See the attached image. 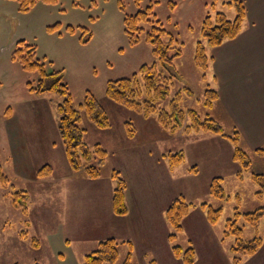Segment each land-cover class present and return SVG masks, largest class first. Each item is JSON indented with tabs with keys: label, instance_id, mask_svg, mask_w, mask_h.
Masks as SVG:
<instances>
[{
	"label": "rangeland",
	"instance_id": "1",
	"mask_svg": "<svg viewBox=\"0 0 264 264\" xmlns=\"http://www.w3.org/2000/svg\"><path fill=\"white\" fill-rule=\"evenodd\" d=\"M231 1L57 0L55 4H47L39 0L29 11L22 13L15 1L0 0V166L10 183L7 188L0 187V264H82L84 256L94 251L99 241L105 240L84 237V231L91 233L90 229L96 227L102 231L96 226H101L98 222L88 220L89 216L96 214L99 203L94 209L89 207L88 211H84L86 213L79 215L73 208L71 221H66L61 214L64 219L60 221L56 213L66 207L67 201H72L74 205L77 200L83 202L87 196L82 195L78 199L77 196L86 191L73 190L64 196L62 181L68 165L57 130V105L61 103V98L51 93L38 96L27 91L26 84L35 83L38 75L36 72H24L18 63L11 60L14 47L20 40L36 46V59L45 65L48 72L62 71L73 105L79 112L83 142L89 148L99 145L107 153L100 177L107 175L111 178V172L117 171L126 183L125 193L131 187L138 199L164 203L183 198L194 206L181 221L183 231L175 241L182 251L188 248L194 250V264H233L235 254L231 248L236 246V238L232 234L224 236V232H235V226L227 225L229 220H235L236 208L241 215L237 217V226L242 229L243 242L255 237L262 239L260 250L253 256H240L239 264H264V216L256 227L250 226L242 216L260 208L264 210V198L255 196L258 186L251 179L252 174H264V157L243 149L240 143L247 155L245 167L244 163L232 159L234 149L227 138L202 132L186 134L183 129L170 135L158 126L155 117L145 119L119 106L105 93L108 81L130 78L140 66L156 64L158 72L172 82L169 97L157 103L158 108L166 107L176 92L181 90L184 95V89H190L193 97L183 96L179 106L184 111H196L202 119L209 117L215 120L223 133L232 135L237 130L234 121L227 111L222 110L219 100L212 108H205L203 93L207 88L220 93V86L224 85V90L227 89L225 81L235 80L237 65L229 68L227 61L228 48L233 41L227 40L221 46L212 48L200 34L201 24L207 15L213 17L221 12L228 20L234 18V10L228 4ZM147 8H151V23L141 24L140 42L131 46L124 33V18L144 12ZM156 21L168 34L163 40L167 42L172 38L173 46L182 51L168 70L158 64L151 46L145 43V34ZM55 24L58 25L56 30L49 32L47 27ZM246 25L244 22L243 27L246 28ZM68 26L73 28L72 34L66 31ZM86 33L90 34V39L82 44L79 39ZM198 42L204 46L208 58L206 72L196 68L193 62ZM221 78L225 80L223 83L219 82ZM87 92L105 111L110 124L108 128L94 125L80 108ZM144 99L145 96L139 102ZM125 122L132 123L136 130L132 139L126 136ZM160 134L163 138L155 143L158 149L155 150L152 139ZM148 149L155 157L148 154ZM160 151L163 154L181 152L183 161L173 170H168ZM159 161L167 170L156 166ZM44 165H50L56 171L58 181L50 183V179L39 181L42 179L35 177L36 171ZM77 174L86 178L82 171ZM213 179H219L224 199L210 194ZM39 182L48 184L41 186ZM20 190L27 191L36 201L44 199L49 204L46 207L51 211L50 217L48 213L41 215V212L35 215H41L43 221L28 216L30 227L27 228L25 217L11 203L10 194ZM202 204L221 209L216 224L208 223ZM132 212L126 227L131 223L133 235L151 228V223H147L141 213L138 212L139 220ZM163 223L167 230L166 243L173 259L168 258L167 250H160L155 257L149 255L150 259L145 263L134 255V262L148 264L155 259V264H183L172 255L167 242L171 229L165 220V212ZM65 224L75 231L70 246H65V237L70 234ZM79 224L81 227H77ZM159 224L160 221L153 223L156 232L161 231ZM27 229L29 239L21 240L20 232ZM119 231L116 228L115 233ZM46 233H56L58 238L48 241ZM30 238L41 243L39 249L31 248ZM126 250L127 245L119 248L121 257L117 264L124 260ZM63 258L65 261H62Z\"/></svg>",
	"mask_w": 264,
	"mask_h": 264
},
{
	"label": "trees",
	"instance_id": "2",
	"mask_svg": "<svg viewBox=\"0 0 264 264\" xmlns=\"http://www.w3.org/2000/svg\"><path fill=\"white\" fill-rule=\"evenodd\" d=\"M18 4V10L22 13L29 11L39 0H13ZM47 4H55L57 0H40ZM234 10V18L228 20L225 14L217 12L213 17L207 15L200 28V34L209 46L216 48L221 46L227 40L235 39L241 32L243 22L245 20L246 11L241 0H232L228 3ZM151 8H147L144 12H137L135 15L125 16L124 33L129 45L136 46L140 42V33L143 29L141 24L151 23L149 20ZM57 24L52 27H47L49 32H53L57 28ZM68 34L73 33V28L66 27ZM167 32L156 21L155 25L145 34V43L152 48V54L158 61V64L164 69L171 68L172 61L182 55L179 48L173 46L174 40L169 41L163 39L167 36ZM85 36V37H84ZM80 37L82 44H86L90 39V34ZM173 54H169L170 51ZM11 60L19 64L24 72H36L38 75L35 83L28 82L26 84L27 91L31 94L42 95L51 93L61 98V103L57 105L58 124L57 130L61 140L62 148L65 153V158L69 169L74 172H83L89 180L98 179L101 175V170L104 167L107 159V153L99 145H94L89 148L82 138L83 130L80 128L79 112L75 109L68 87L64 82L62 71L48 72L43 63L36 59V46L20 40L16 43L11 54ZM193 62L196 68L202 72L208 69V58L205 54V48L198 42L195 46ZM51 64V63H50ZM205 76V75H204ZM172 82L169 77L159 73L156 69V64L152 66L142 65L138 72L133 73L130 78H121L110 80L106 83V96L118 104L132 112H135L145 119L155 117L158 126L170 135H173L180 129H183L186 134L191 132L212 133L230 140L233 146L232 159L237 162H244L247 155L240 146V137L238 131H233L232 135L223 133L222 127L213 119L207 117L202 119L194 110L184 111L179 102L183 96L188 98L193 97L190 89H184L183 92H176L170 98L166 107H157V103L163 102L171 93ZM146 99L139 102L142 97ZM219 100V93L216 90L207 88L203 93V105L210 109ZM80 108L86 114V117L91 122L101 129L109 127L107 115L96 98L89 92L85 94L83 104ZM187 121V122H186ZM125 131L128 138L135 136V128L130 122H125ZM253 153L259 157H264V146L256 148ZM168 170H173L183 161L181 152L172 154L171 152L162 154ZM50 165H44L39 168L35 177L38 179H46L52 174ZM195 171V170H194ZM111 179L115 183L111 196V209L115 216L124 217L128 214V207L125 201L126 183L117 171L111 172ZM252 181L258 186V191L255 193L257 198H264V174H252ZM10 185L9 178L3 172L0 166V187L7 188ZM210 194L213 197L224 199V193L219 185V179H213L210 185ZM11 195V203L13 207L25 217L24 225L28 226L27 205L29 196L27 191H14ZM194 206L187 203L183 198H175L171 201L168 208L165 210V220L170 226V233L167 242L170 245L171 253L177 259H180L183 264H194V250L188 248L183 250L175 245V241L179 234L183 231L181 221L190 212ZM201 208L205 213V218L209 224L214 225L220 216L221 209H214L207 204H202ZM241 216L238 209H235V220H229L228 227L235 226V232L225 230L224 236L233 235L236 238V246L231 248L235 254L233 264L241 262L240 256H253L262 247V239L255 237L249 241L242 240V229L237 226V217ZM244 220L253 227L258 226L259 220L264 216L262 208L254 212L245 213L242 215ZM230 233V234H229ZM21 240H28L29 233L27 230L20 232ZM127 245L128 250L124 260L120 264H135L131 262L132 244L130 242H118L113 238L99 241L97 248L84 256L82 264H117L119 260V248L121 245ZM30 246L32 249H38L39 243L35 238H30ZM148 264H155L152 260Z\"/></svg>",
	"mask_w": 264,
	"mask_h": 264
},
{
	"label": "crops",
	"instance_id": "3",
	"mask_svg": "<svg viewBox=\"0 0 264 264\" xmlns=\"http://www.w3.org/2000/svg\"><path fill=\"white\" fill-rule=\"evenodd\" d=\"M241 1L245 7L246 16L244 22L247 25L246 28L242 25L243 30L244 28L245 30L243 31L241 29L240 34L235 39L231 40L234 45H229L227 60L229 68L237 65L236 78L234 81L230 82L223 80V78L220 79V83H223L222 81L226 82L225 85H227V89L224 90V85H222V87L220 86L219 102L222 110L227 111L229 118L234 121V125L239 133L240 143L243 144V149L254 151L256 148L264 146V0ZM220 73L222 74L221 70ZM159 138H163L162 134L157 135L152 139V143L154 145L152 146L155 150H158L155 143ZM145 140H148V137ZM144 144L145 146L148 145L146 141ZM147 152L151 155V157H155L149 149ZM156 166H160L161 169L163 167L167 170L162 161L156 163ZM161 175H163L162 172ZM167 175L170 177L169 174ZM56 176L57 173L53 170L49 177L39 181L50 179L49 182L53 183L59 180ZM63 179L62 190L64 196L71 194L73 190H83L86 191V193L83 194L82 192L81 195L78 194L77 199L79 197L81 198L82 195L87 196V198L84 199L83 202L76 199L78 202L76 205H74L72 201H67L66 207L56 212L58 213L57 215H59L60 221L64 219L61 215L65 216L66 221H68V219L71 221L72 218H70V214L73 208L75 213L79 215L80 213H86L84 211H88L89 207L93 208L99 203L96 208V214L89 216L88 220L94 219L98 222L101 226H96L101 228L102 231L98 230L96 227L95 229H90L92 231L91 233L84 231L86 235L84 237L93 239H97V237H99L97 241L102 238H105V240L113 238L117 239L118 242H130L132 244L131 262L135 264L137 263L134 262V255H138L143 263H145L149 261L150 256L155 257V255H158L160 250H164V252L167 250L169 252V248L166 243L167 230L163 223V213L171 200L162 203L161 201L151 202L146 201L143 198L138 199V197H135L136 192H133L130 187L125 193L128 214L124 217H117L113 214L111 209V196L114 189V182L109 176L105 175L104 177H99L95 180H89L77 173L72 174L69 167H67L66 175ZM46 182H39V184L44 186V184H48ZM28 196L29 201L27 205L26 218L31 216L35 219L40 218L39 220L43 221L41 215L44 213H51V211L49 212V207H46L49 206V204L46 203L44 199L39 201L32 199L29 193ZM132 211H134V214L138 216L139 220L140 218L138 212L141 213L147 223H151V228L147 229V231L135 232L137 236H135V234L133 235V232H131V223H128V227H126V222L133 213ZM38 212H41L39 217L35 215ZM48 216L50 217V214ZM48 216L46 221L48 220ZM49 221L51 222L50 219ZM158 221H160L161 224H159L161 231L156 232L153 230V223H157ZM29 224L27 228L30 227ZM64 226L66 228L67 224ZM69 226L70 225H68L67 228L68 231H70V234L65 237V246H70V239L75 236V231H73V228ZM77 227H81L80 224ZM116 228L120 229V231L117 232L118 234L115 233ZM107 229L110 230L107 231ZM60 233V235H62L63 232L61 231ZM53 237L58 238V234L53 233L46 235V239L48 241L52 240ZM38 243L39 249L41 243ZM124 246L125 244L121 245L120 248ZM56 251L57 249H55V253ZM126 253L127 250L123 254L124 258ZM120 257L121 252L119 258ZM169 257L172 258L170 252L168 258ZM62 261H65V259L63 258ZM154 261L156 260L154 259Z\"/></svg>",
	"mask_w": 264,
	"mask_h": 264
}]
</instances>
